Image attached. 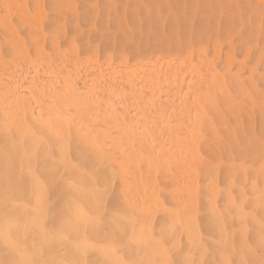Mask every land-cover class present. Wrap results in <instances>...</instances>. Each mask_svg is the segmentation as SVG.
<instances>
[{"label": "bare ground", "instance_id": "1", "mask_svg": "<svg viewBox=\"0 0 264 264\" xmlns=\"http://www.w3.org/2000/svg\"><path fill=\"white\" fill-rule=\"evenodd\" d=\"M262 136L264 0H0V257L259 260ZM45 160L78 169V214ZM161 230L173 246L147 247Z\"/></svg>", "mask_w": 264, "mask_h": 264}, {"label": "snow or ice", "instance_id": "2", "mask_svg": "<svg viewBox=\"0 0 264 264\" xmlns=\"http://www.w3.org/2000/svg\"><path fill=\"white\" fill-rule=\"evenodd\" d=\"M262 142H264V136L261 137ZM75 151L79 153L81 156L85 158H89L88 145L84 143H76L74 145ZM44 167L49 170L51 173L52 179L54 181L60 180L67 187L69 194L72 196V202L70 203V207L77 210V214L79 213V209L81 204H83L84 193L82 191L81 182L77 179L78 169L73 167L71 172H64L61 174L59 169L50 164L47 160L43 161ZM79 163V161H77ZM85 167L81 165V168ZM87 171L96 178L97 186L103 191L104 194H111L109 185L111 181L106 178L103 171L95 165L93 167H88ZM262 195H264V190H262ZM104 229L107 232V235L113 238L114 243H118L120 247L128 246V225L131 223V219L127 210L121 205L118 197L112 194V204L111 207L106 208L104 211V215L101 221ZM143 231L147 232L146 224L143 227ZM56 231H53V236L55 237ZM260 247H259V255L260 259H240L232 261H216L215 264H264V227H262L260 232ZM163 243H168L171 248L173 245L167 240L166 231L161 230L159 235H152L147 241L146 246L150 247L154 250L158 249ZM251 251V249H250ZM67 251H61L59 249H52L44 254L43 258L34 259L31 261V264H100L99 261L93 260L91 258L84 259L83 256L86 255V251H82L77 248L75 253L71 254V258H69ZM191 253L189 252L186 255L183 251L176 253V259L172 262V264H199L198 261L194 259H190L189 256ZM0 264H21L19 260H16L12 257L11 253L7 250L3 252L2 257H0ZM107 264V261L104 262ZM126 264H153L152 261L140 262L136 260H128ZM155 264H162L161 261H155ZM205 264H212L211 261H205Z\"/></svg>", "mask_w": 264, "mask_h": 264}]
</instances>
